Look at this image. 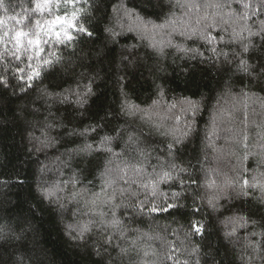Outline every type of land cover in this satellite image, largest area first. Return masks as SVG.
I'll return each mask as SVG.
<instances>
[{"label": "trees", "instance_id": "16d2710c", "mask_svg": "<svg viewBox=\"0 0 264 264\" xmlns=\"http://www.w3.org/2000/svg\"><path fill=\"white\" fill-rule=\"evenodd\" d=\"M243 2L54 0L33 12L35 0H2L0 32L17 14L31 26L83 9L92 35L46 37L31 63L60 59L31 81L26 56L0 59V264H264V40L243 53L233 38ZM163 171L173 179L159 191L180 192L179 211L133 207ZM113 215L118 227L99 226ZM189 217L202 233L186 235Z\"/></svg>", "mask_w": 264, "mask_h": 264}, {"label": "snow or ice", "instance_id": "6c2138e0", "mask_svg": "<svg viewBox=\"0 0 264 264\" xmlns=\"http://www.w3.org/2000/svg\"><path fill=\"white\" fill-rule=\"evenodd\" d=\"M59 0H57V6H58ZM54 0H35V7L34 9H31L33 12H43L44 10L51 11V8L53 6ZM64 3L67 4H75L76 0H64ZM225 5L223 4H217V8H223ZM0 7H3L2 0H0ZM242 7L245 9V12L241 14L234 22L239 24V29H233L232 36L233 38L237 39L242 44V52L247 53L250 51L249 45L251 44V40L249 38L251 37H259L261 40H264V21H261L259 25L257 26L256 30H253V25L249 23L250 20H252L253 17L264 15V0H244L242 3ZM5 11L7 9L5 8ZM83 12V9H80L78 12L74 11L71 14V17H60L57 16L52 20H45L43 23L40 20H35L34 23L31 24V26H28L29 17L27 12L23 14H17L16 16L8 17V19L16 21V27L9 28L7 31L0 32V59H4L5 55H11L17 60H20L22 57H27V60L29 63L26 65L28 72H27V80L31 81L36 77H39L42 72V68L45 66H50L54 60L59 61L60 57L56 56L55 53H51L50 55L54 57V60L52 59H42V62H36L31 63L32 61L36 60L37 57H39L44 51L43 45L47 42L46 37H52L54 36L56 41L61 44H71L73 41L78 39V33H85L86 35L91 36L92 33L88 32L86 27H83L78 22L79 14ZM128 15V13H125ZM235 15L234 13L232 14ZM138 20H140L139 17H137ZM151 22H144L141 20V25L145 28H147V24ZM5 25V20L0 19V26ZM59 25V30H56L55 26ZM214 26V24H213ZM155 27V25H154ZM73 29L76 30L77 34L73 33ZM109 32H112V29H107ZM131 30V29H130ZM245 33H247V36H245ZM113 35H115L114 32H112ZM204 38L206 40H213L215 38L210 37L209 35L205 34ZM248 40L247 43L244 41ZM213 52L216 51L215 48L212 49ZM239 64L241 66V70L244 72H248L249 74L252 71H256V69L251 68L249 63L241 59L239 61ZM17 71L21 74L25 72V69L17 68ZM21 79H24V75L20 76ZM3 83H6V81H2ZM92 91L90 85H85V91L83 93H77V100L76 103L78 104H84L86 103V100L84 97H86L88 94H90ZM67 98V97H65ZM187 109L186 110H192L194 111L195 105L191 101H186ZM129 110L133 106L129 105ZM111 140V137H105L102 143L109 142ZM180 141L177 140L176 143H179ZM87 147V146H86ZM171 148L172 145H169ZM175 165L172 166L173 169H175ZM180 171H186V169L181 168ZM173 179V172L172 171H163L161 175H159L158 179L150 180L149 183L144 184L143 187L146 189L150 188V198L146 197L144 201H135L132 206L137 208L140 211H148L150 213H156V212H167L169 210L175 209L179 211V209L182 207L178 200L181 197L180 192H173L171 193V200L173 202L169 201L168 194L159 191V185L161 182L170 181ZM111 183L112 181H108ZM195 183V181H192ZM245 184H247V181H244ZM264 188V186H262ZM137 194L132 193V196L135 197ZM162 199V204H157L155 201L157 199ZM208 203L212 205L213 201L209 200ZM199 212V209H194L193 216ZM103 216V214H101ZM93 223V222H89ZM89 224H84L82 226L78 227V231L80 233V238H83V234L87 231H89ZM120 224V221L115 218V215H113V218L111 220H104L103 218L100 221V227H104L105 225L111 226V227H118ZM71 227V226H70ZM188 231L186 232V235H194L197 233H202L204 230V226L201 222L193 220L191 217L188 219ZM121 251H125L124 249H121ZM98 255L100 253H97ZM166 258L171 259L170 256L166 253Z\"/></svg>", "mask_w": 264, "mask_h": 264}]
</instances>
